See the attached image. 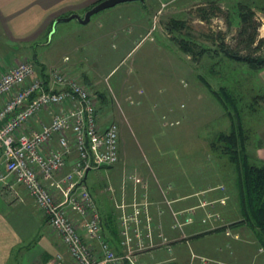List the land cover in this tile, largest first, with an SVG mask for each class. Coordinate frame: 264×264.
Wrapping results in <instances>:
<instances>
[{"label":"rangeland","instance_id":"374dc122","mask_svg":"<svg viewBox=\"0 0 264 264\" xmlns=\"http://www.w3.org/2000/svg\"><path fill=\"white\" fill-rule=\"evenodd\" d=\"M162 1L163 3L159 0L119 2L92 13L87 22L100 23L93 24L87 37L91 38L94 48L84 58V66L90 71L89 75L91 74L90 79L94 78V81H89L90 88L94 92L102 93V102L99 104L102 119L114 121L119 126V161L112 166L101 165L98 168H91L85 177V184L101 214L105 207L108 208L112 204L110 198L113 197L112 186L116 188L114 185L121 180L129 181V174L124 173V176L120 168L124 166L123 169L126 168V171L129 163H123V160L134 159L125 156L123 151L137 156H140L141 152L145 156L150 152L164 151L165 155L162 156L160 165L168 169L170 174L177 176L180 183L187 179L194 185H204L223 179L224 183L218 187L226 193L227 180L235 181L236 170L225 153L212 148L211 143L216 139L217 132L228 131L230 128L229 114L231 116L234 114L232 99L243 127L249 132L247 151L252 154L255 152L254 146L264 142V65L260 68L251 67L227 57L219 50L223 45L232 51L245 53L244 41L239 40L238 36L241 23L238 8L245 3L252 11L250 25L257 23L255 29L251 28V31H255L251 42L253 47L251 54L264 55V0ZM210 3L212 6L202 15L199 7L203 5L208 7ZM171 18L182 19L184 27L181 31L189 34L197 44L210 47L209 53L195 55L196 58H193L191 54L182 52L172 36V34L180 36L178 31L168 32L165 28L166 22L170 23ZM67 21L69 20L57 22L60 24L57 28L55 25L49 37H44L40 43H33L30 48L31 54L17 51L15 56L17 58L12 57L6 67L27 56L33 61L28 57L27 60L38 66V60L43 61L44 58H49L51 54L54 55L59 49H63L66 41H61L60 38L64 27L61 25ZM75 21L71 20L70 23H77ZM109 23H141L152 28L144 37L141 35L137 37L136 31L129 28L114 32L115 27H111V31L107 35H100L104 38L99 39L98 32ZM80 27L76 26L75 30H79ZM79 31L75 32L72 28L66 35L74 33L79 39L87 35L84 28ZM123 34L128 39L120 41ZM54 66L66 67L67 71L71 69L67 68L69 64L64 62ZM75 71L76 69H73L69 72ZM209 88L219 91L224 89L227 92L224 91L223 97L219 98ZM231 95L233 98L229 100L226 98L225 102L223 98ZM187 132H191L192 141L174 139L178 134ZM169 135L175 136L169 139ZM144 156L141 157V161L143 165H147L150 160L147 161ZM153 162L150 164L154 166ZM169 179L176 181L175 178ZM108 185L110 188L107 189ZM130 186L127 182L125 188ZM156 186L159 194L164 193L168 198L170 189L163 192L161 188L164 186L159 183ZM97 190L106 192L110 199L105 197L102 203ZM15 199L18 197H13V200ZM17 201L15 200L12 208L14 213L19 215V210L23 213L27 210L30 213L34 212L35 207L32 205L28 207ZM170 203L167 207L172 213L175 210ZM184 209L186 208L178 211ZM184 214L185 211L182 212V215ZM42 216L44 217L43 214ZM32 228L33 226H27L26 231L30 236L25 241H17L11 245L8 252L6 251L3 264L39 263L36 257H33L38 250L34 242L36 231ZM51 232L53 233L52 230ZM8 239L7 235L5 240ZM61 248L58 252L64 253ZM259 250H264L261 245Z\"/></svg>","mask_w":264,"mask_h":264},{"label":"built area","instance_id":"2783aa9c","mask_svg":"<svg viewBox=\"0 0 264 264\" xmlns=\"http://www.w3.org/2000/svg\"><path fill=\"white\" fill-rule=\"evenodd\" d=\"M95 103L92 89L80 75L60 66L50 67L46 80L34 73L27 58L5 67L0 72V181L6 183L9 177L12 184L21 185L63 244L64 253H55L45 264H146L137 261L135 253L156 244L148 182L135 171L127 172L129 181L121 180V198L115 206L121 211L119 235L124 250L116 253L84 181L87 170L113 165L119 158V126L114 121L103 123ZM42 112L48 120L38 129L27 128ZM71 152L74 158L67 163ZM127 182L132 185L129 200ZM169 188L166 184L161 191ZM162 195L169 204L166 194ZM188 212L190 208L173 211L172 226L181 229L190 222ZM206 212L203 222L210 217L220 219L218 212ZM158 235L159 243L170 250L171 240Z\"/></svg>","mask_w":264,"mask_h":264},{"label":"crops","instance_id":"0c3cea01","mask_svg":"<svg viewBox=\"0 0 264 264\" xmlns=\"http://www.w3.org/2000/svg\"><path fill=\"white\" fill-rule=\"evenodd\" d=\"M97 1L98 0H0V72L5 69L6 64L11 61L12 57L14 59L17 58L15 57L17 51L19 53L25 52L31 54L30 48L33 43H40L44 37H49L48 30L52 27L55 18L64 17L70 13H77L83 16L84 12ZM70 19H67L69 21L61 25L64 27H62L60 38L61 41H66L65 47L59 49L54 55L51 54V57L44 58L43 61L38 60L39 65H33V67L35 66L34 70L37 74L45 75L50 67L62 63L63 56H67L68 58L64 61L65 64H69L67 68H71V70L79 68L86 80L88 78V81H94V78L93 80L92 78L90 79V71L84 66V58L87 57L88 53L94 50L91 38H87L89 36V31H91L93 24L100 25V23H87L89 20L85 23H81L75 18L71 20H76L75 22L77 23H70ZM57 22L55 23L56 28L60 24ZM78 25L81 26L79 30L81 28L87 30V35L85 37L79 39V37H76L77 35L74 36V33L66 35V32L72 28L75 32L79 31L78 29L75 30V27ZM111 27H115L114 32L129 28L130 30L136 31L137 37L139 35L144 37L152 28V26L145 27V25L141 23H109L98 32L99 39L102 40L104 37L102 38L100 35H107L111 31ZM79 32L77 33L78 36L80 35ZM126 39L128 38L123 34L120 41ZM22 56L26 57L27 55ZM48 118V114L42 112L29 121L27 128L38 129L40 123L42 121H47ZM101 121L103 123H108V121L103 120L102 117ZM190 133L191 132L178 134V137L169 135V139L174 137V139L192 141ZM254 149L255 152L252 154L264 159V142H260L258 145L254 146L253 150ZM126 153H128V151H123L125 156H131L128 158L134 160H123V163H129V166H126L128 167L126 171V168L123 169L124 166L120 168L122 174L135 171L149 184L148 195L151 201L150 213L152 217L151 231L153 239L156 242L153 247L136 252L135 257L137 261L146 264H264V250H259L260 245L263 249L264 246L257 241L254 232L248 225L238 221L241 219V214L237 186L234 180H227V188L225 187L226 193L218 187V185L222 184L223 179L215 180L214 183H206L204 185H194L192 181L187 179L183 183H180L177 176H174L173 173L170 174L168 169H164L160 165L161 158L165 155L164 151L161 152L158 150L157 152H150L149 155L145 156L142 152L140 156H137V154L133 155V153L130 152L128 154ZM132 156H135V158H132ZM143 156L146 157L147 161L150 160L147 165L142 164L143 161H141V157ZM122 157L124 158L123 155ZM73 158L74 152L69 153L67 155V163ZM152 161H154L153 164L155 167L150 164ZM1 162L2 155H0V164ZM165 171H167L166 174ZM207 177L208 176H205V178ZM169 178H175L176 181H172ZM7 180L6 183L0 181V264H3L6 253L8 252L7 250L11 248L12 244L17 241H25L28 236H30L26 231L27 226H33L32 229L36 231L34 242H36V249L38 251L33 257H36L35 259L39 262L38 264H45L54 253L60 251V247H62L61 250L64 252V246L54 232L53 235L47 221L42 216V213H40L41 211L27 195L24 188L19 184H12V180H10L9 177ZM157 183L162 186L170 184V190L167 196L171 200L170 204L175 211L183 208H191L190 212H188L191 221L185 223L181 229L172 227V213L168 209L162 195L159 194L156 186ZM12 185L17 190L19 197H21V200L19 199L20 201L15 199L17 203H24L28 205V207L32 205L35 207L34 212L30 213V211L27 210L23 213L19 210V215L14 213V209L12 208L15 200H13V197L16 195L12 192ZM114 186L116 187L112 194L114 198L110 196L112 204L108 208L105 207L102 214L99 211L98 213L102 221L105 237L111 248L114 252L120 253L124 250L123 245L120 243L119 235V216L121 211L115 206V203L119 202V198L121 197V181L117 182ZM126 186L127 184L125 187ZM131 187L132 185L130 188H125L127 193L126 199L128 200L131 195ZM185 187H187V189ZM214 189H216V191L211 192V190ZM103 191L106 190L103 189ZM103 191L97 190V194L102 203L105 197L110 199L109 196H107V191ZM103 194L105 196H103ZM215 194L217 195L215 196ZM224 195L226 198L223 202L218 200V198H220L219 196ZM157 209H159L160 212H158ZM206 211L218 212L220 219L210 217L206 222H203L202 217H204ZM226 230L229 231V233H225ZM158 234H163L171 240L170 250H167L164 244L159 243L160 237ZM182 234H184V236H182ZM7 235L9 239L5 240ZM63 255L64 258H67L66 252Z\"/></svg>","mask_w":264,"mask_h":264},{"label":"trees","instance_id":"16d2710c","mask_svg":"<svg viewBox=\"0 0 264 264\" xmlns=\"http://www.w3.org/2000/svg\"><path fill=\"white\" fill-rule=\"evenodd\" d=\"M159 1L163 3L162 0ZM211 6L212 4L210 3L208 4V7H205V5L199 7L202 10L201 14L204 15L209 10L208 8H210ZM248 7V4L243 3L239 5L238 8V17L241 22L238 29V36L240 37L239 40L244 41L243 46L246 49H244L245 53L241 54L238 51H232L231 49H228L226 47L224 48L223 45H221V48H219V50H221L227 57L235 61H241L248 64V66L260 68L264 65V55L252 56L251 54V52L253 51L251 42L255 34V31H251V28L255 29L257 23L254 25H250L252 20V11L249 10ZM183 27V20L175 18H171L170 23L166 22L165 25V28L168 30V32L178 31L177 33L180 34V36H177L175 34H172V36H174L175 40L178 42V46L182 50V52H187L189 55L191 54L193 58H196L195 55L200 56L201 54L209 53L208 51L210 47L197 44L189 36V34H187L186 32L183 33L181 31ZM248 33L250 35H248ZM214 50H217V48H214ZM64 61L65 60H62V63ZM69 71L72 70L69 69L68 72ZM34 73L37 74L35 70ZM74 73L80 75L82 81L86 85H89V87L91 86V83L88 81L89 79L87 78L86 80L85 76L79 69H76ZM39 75L46 80L47 74ZM207 85L209 86L208 83ZM209 89L215 96L217 95L219 98L223 97L222 95H224V91L227 92L224 89H221L220 91L214 90L212 88ZM92 93L96 101V110L101 113L99 104L102 102V93L99 91L94 92L93 90ZM228 93L230 94V92ZM226 98L229 100V98L232 99L233 96L231 95V97L228 96L223 98L225 102ZM232 101L233 102H231V105L234 108V114L232 116L229 114L230 128L228 131L217 132L216 139L211 143V147L225 153L229 161L234 165V169L236 170L235 183L237 186V194L241 214V219H239L238 221L244 222L246 225H248L254 232L257 241L264 246V159H261L256 155H252L247 151L249 132L243 127L242 122L239 119L236 104H234V99H232Z\"/></svg>","mask_w":264,"mask_h":264},{"label":"water","instance_id":"95a60500","mask_svg":"<svg viewBox=\"0 0 264 264\" xmlns=\"http://www.w3.org/2000/svg\"><path fill=\"white\" fill-rule=\"evenodd\" d=\"M124 1H129V0H99L97 1L95 4H93L92 6H90L83 14V16H80L78 15L77 13H70L68 14L67 16H64V17H59V18H55L53 20V23H52V27L49 31V36L51 34V31L54 29L55 27V23L59 20H67V19H70V18H75L77 19L79 22L81 23H85L89 20L90 18V15L94 12H97L103 8H106V7H109V6H112V5H115L116 3H119V2H124Z\"/></svg>","mask_w":264,"mask_h":264}]
</instances>
